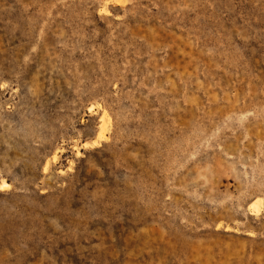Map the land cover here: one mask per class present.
Returning <instances> with one entry per match:
<instances>
[{"label":"rangeland","instance_id":"374dc122","mask_svg":"<svg viewBox=\"0 0 264 264\" xmlns=\"http://www.w3.org/2000/svg\"><path fill=\"white\" fill-rule=\"evenodd\" d=\"M0 264H264V0H0Z\"/></svg>","mask_w":264,"mask_h":264},{"label":"bare ground","instance_id":"6f19581e","mask_svg":"<svg viewBox=\"0 0 264 264\" xmlns=\"http://www.w3.org/2000/svg\"><path fill=\"white\" fill-rule=\"evenodd\" d=\"M86 143H84L83 145H85ZM3 185H5V184H2L1 186H3ZM4 187V186H3Z\"/></svg>","mask_w":264,"mask_h":264}]
</instances>
